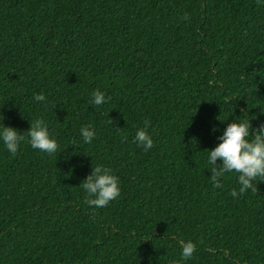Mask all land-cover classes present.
<instances>
[{
    "label": "trees",
    "instance_id": "trees-1",
    "mask_svg": "<svg viewBox=\"0 0 264 264\" xmlns=\"http://www.w3.org/2000/svg\"><path fill=\"white\" fill-rule=\"evenodd\" d=\"M37 118L57 153L0 139V264H171L180 239L182 264H264V181L234 198L208 164L228 123L264 125V0H0V128ZM97 165L121 182L103 208L80 185Z\"/></svg>",
    "mask_w": 264,
    "mask_h": 264
},
{
    "label": "clouds",
    "instance_id": "clouds-1",
    "mask_svg": "<svg viewBox=\"0 0 264 264\" xmlns=\"http://www.w3.org/2000/svg\"><path fill=\"white\" fill-rule=\"evenodd\" d=\"M260 2L261 0H257L258 5ZM182 19H189V15L185 13ZM34 99L37 102H44L46 97L43 92H40L34 95ZM108 99L110 97L106 98V94L97 89L92 93L90 104L100 106L107 103ZM108 123H113V120L110 118ZM150 126V120L146 119L144 126L137 130L134 137L137 146L145 152L155 146L152 134L148 130ZM80 134L85 143H91L96 137V131L92 125L81 127ZM26 138L27 143L33 149L46 152L49 155L57 153L60 149L48 123L41 118L31 121L26 135L13 126L3 124V127L0 128V139L13 156L17 154L21 142ZM218 139L220 142L215 148L209 150L208 156L213 187H223L222 178L228 173H235L239 189L231 190V195L234 198L245 194L248 190L257 193V181H264V125L254 130L249 119L233 120L228 123ZM218 160L222 163L218 164ZM120 183V177L114 174L110 167L103 165L92 167L91 173L80 184L86 193L85 203L95 208L107 207L120 197ZM178 244L181 248L180 259L173 260L171 264H182L183 261L191 259L197 248V244L192 240L180 239Z\"/></svg>",
    "mask_w": 264,
    "mask_h": 264
}]
</instances>
